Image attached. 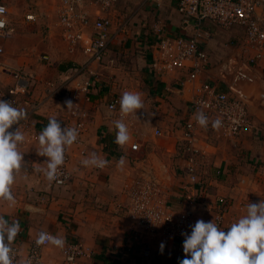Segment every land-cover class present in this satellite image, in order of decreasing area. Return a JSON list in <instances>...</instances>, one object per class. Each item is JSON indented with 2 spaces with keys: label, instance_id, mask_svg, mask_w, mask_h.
<instances>
[{
  "label": "crops",
  "instance_id": "0c3cea01",
  "mask_svg": "<svg viewBox=\"0 0 264 264\" xmlns=\"http://www.w3.org/2000/svg\"><path fill=\"white\" fill-rule=\"evenodd\" d=\"M153 1L158 6L162 3L172 7V10L174 8L171 12L174 17L166 31L170 35H181L182 22L175 8L176 0ZM4 2L13 32L2 42L4 53L0 56V89L16 91L19 108L26 109L28 118L10 129L20 126L25 134V142L19 146L24 162L12 185L15 204L9 206L8 202L0 199V215L9 222L13 219L20 221L21 231L13 244L18 245L21 258L26 256L38 234L45 231L63 237L66 242L75 240L82 244L85 254L72 264H179L183 258L177 252V243L162 235L139 234L121 206L129 201V190L134 182L143 175L153 173L160 183L162 198L170 202L176 212L183 210L181 195L187 186L186 161L176 144L182 139L184 123L191 119L186 110L194 89L192 84L185 82L189 69L173 72L153 69L151 64L155 49L152 35L147 31L139 40L132 38V45L128 48L118 46L116 43L132 22L127 14H120L116 8L115 19L120 21L127 17L129 22L109 46L105 59L116 50L126 54V58L135 53L138 57L137 60L131 57L137 61L133 71L126 67L123 73L119 72L123 67H112L113 59L99 65L89 63L80 48L73 53L68 52L61 38L57 3L54 13L60 43L52 29L34 33L37 39L27 35L29 28L35 26L34 22L39 26L47 19L40 22L36 12L31 10L24 18L15 16L10 19V5L20 0ZM118 2L117 6L123 8L124 2ZM27 15H32L34 20H26ZM92 16L94 19L95 13ZM12 21L15 28L21 29V34L14 35ZM237 34H216L213 29L211 37L204 42L210 66L201 74L200 82H210L222 90L233 84L232 72L242 63L239 47L243 31ZM24 38L30 39L31 43L24 44ZM142 42L143 46H138ZM42 44L44 50H40ZM42 51L47 53L42 59L50 58L51 65L55 67L52 82L46 83L47 73L36 59ZM131 59L128 60L133 63ZM223 64H228L226 72L221 67ZM126 65L129 66V63L126 62ZM248 71L253 80L242 81L238 85L249 96L254 132L231 138L224 136L220 130L199 126L197 133V147L201 154L196 162L198 174L205 183L204 197L210 204L219 197L226 200V223L245 215L249 202L258 203L264 199V62L251 66ZM104 72L113 73L115 78L113 74L103 77ZM100 76L103 82H100ZM87 80L92 83L86 92L83 85ZM24 87L23 93L21 89ZM124 91L140 92L145 110L137 111L138 119L127 117L131 140L121 148L114 142L113 121L117 118L107 105L113 99H119ZM67 101L73 104L70 110ZM74 110L76 115H73ZM78 112L83 116L80 117L85 129L81 143L69 148V182L57 187L49 184L41 171L47 167L45 162L48 158L38 154V135L50 117H57L64 128L74 124ZM155 130L163 135L155 136ZM132 143L138 144V150L131 149ZM93 152L108 160L109 164L104 168L83 166L81 161ZM122 156L125 157V164L118 167ZM197 216L205 222L213 221L214 210L203 208ZM161 243L165 245L163 252L159 247ZM144 245L150 248L149 257L143 255ZM62 252L63 248L49 244L42 252L43 264H66Z\"/></svg>",
  "mask_w": 264,
  "mask_h": 264
},
{
  "label": "built area",
  "instance_id": "2783aa9c",
  "mask_svg": "<svg viewBox=\"0 0 264 264\" xmlns=\"http://www.w3.org/2000/svg\"><path fill=\"white\" fill-rule=\"evenodd\" d=\"M117 2L118 0H58V23L68 52L73 53L80 48L89 63H103L109 46L125 30L127 23V20L119 21L114 17ZM175 8L181 17L184 35H170L161 21L153 24L152 44L155 57L153 56L151 67L161 72L189 69L185 82L194 86L186 109L191 119L184 123L182 139L176 144L178 152L186 161L187 186L183 188L181 195L183 210L176 212L173 205L162 198L160 183L153 173L143 175L145 177L134 182L129 190V201L121 208L136 232L172 239L177 243V252L184 258L185 237L181 233H191L190 226L200 220L197 216L199 210L207 207L213 209V222L225 232L234 223L225 222L227 202L224 198L219 197L210 204L204 197L205 183L198 174L196 162L201 153L197 147L199 125L195 114L202 110L209 118V127H212V121L219 118L222 122L219 130L226 137L234 138L254 132L255 124L248 105L249 96L238 83L251 82L253 78L248 76L249 68L264 62V0H176ZM91 12L95 13L94 19ZM8 14L4 0H0V22L3 24L0 27V56L4 53L2 42L10 38L13 32L9 26ZM26 20H34V17L27 15ZM234 26L243 30V37L239 47L242 63L232 72L233 84L222 90L210 82H200L201 74L210 66L209 54L204 47L205 40L211 37L214 28L230 30ZM221 67L226 72L228 64ZM91 83V80H87L83 90L87 92ZM21 92H25V87ZM15 93L14 90L5 92L0 89V99L13 102L14 106L19 107ZM118 101L119 99H113L107 105L117 119ZM78 114L74 124L68 126L77 128L79 132L73 145L81 143L85 129L81 119L83 116L79 112ZM73 115H76L75 110ZM124 122L128 125L127 118ZM154 135L163 134L155 130ZM69 148L66 149L65 163L60 168L58 180L49 182L45 177L49 184L57 187L68 184ZM131 149L138 150V144L132 143ZM48 245L37 246L33 243L26 256L21 258L18 245L12 244L14 264H26L29 260L31 264H43L42 252ZM142 250L143 255L149 257V246L144 245ZM62 254L64 262L72 264L85 252L81 243L68 240Z\"/></svg>",
  "mask_w": 264,
  "mask_h": 264
},
{
  "label": "clouds",
  "instance_id": "9594fccd",
  "mask_svg": "<svg viewBox=\"0 0 264 264\" xmlns=\"http://www.w3.org/2000/svg\"><path fill=\"white\" fill-rule=\"evenodd\" d=\"M3 24L0 22V27ZM119 118L113 121L115 143L123 148L131 140L128 125L124 122L127 117H137V111L144 109L145 102L140 92L124 91L119 98ZM68 110L73 104L67 101ZM28 118L26 109L14 106L13 102L0 99V199L15 204L12 185L16 174L21 170L23 153L19 146L25 142V134L20 126L11 130L13 125H20ZM196 123L207 128L209 118L201 110L195 114ZM222 122L219 118L212 121V128L219 130ZM79 132L75 127H64L57 117H50L47 125L38 135L40 148L38 154L47 157V167L42 169L49 182L57 181L60 168L65 163L66 149L78 139ZM81 164L85 167L104 168L109 161L102 159L95 152L84 158ZM125 157H120L118 167H123ZM191 227V233H181L184 238V258L179 264H264V199L258 203H248L246 214L228 227L221 230L213 221L197 220ZM21 231L20 221L13 219L9 222L0 215V264H14L12 244ZM6 241V242H5ZM37 246L51 244L64 248L66 240L41 231L36 240ZM163 252L165 245L160 244ZM26 264H31L27 261Z\"/></svg>",
  "mask_w": 264,
  "mask_h": 264
},
{
  "label": "rangeland",
  "instance_id": "374dc122",
  "mask_svg": "<svg viewBox=\"0 0 264 264\" xmlns=\"http://www.w3.org/2000/svg\"><path fill=\"white\" fill-rule=\"evenodd\" d=\"M40 1V3H39ZM58 0H54V1H46V0H20V2H13L12 5H10V11H11V18H14L15 16H20L22 18H24V15L26 13H30L29 11H34V13L36 12V14L38 15L37 19H41L44 21V19H47L46 23H39V26H37L36 22H34L35 26L33 28H29V32L27 35H31L33 37L36 38L38 31H41V33H44L45 30H50L52 29L54 31V33L57 34V37L59 38V28L57 26V20H56V16L54 13V6ZM119 1V0H118ZM124 3L122 4L123 8H120L119 6H117V4L115 5V8L117 9V11L120 12V14H127V17L129 16L132 22L126 29V32L124 34L121 35L118 43H116L118 46L120 47H124V48H128L129 46L132 45V38H137V40H139L138 38H143L145 36V32H149L152 35V32L150 31V27L152 26V24H155L158 21H161V23L164 25L165 29L169 28L170 23L169 21L172 22V19L174 17V14L171 13L172 11H174V8L172 10V7L170 6H165V4H162L160 6H158L157 2L155 3V1L153 0H122ZM147 2V3H146ZM148 2H150V4H148ZM164 2V0H163ZM38 3V4H36ZM119 3V2H118ZM127 4V6H126ZM156 4V5H155ZM127 17H123L124 20H127V22H129V18ZM166 18V19H165ZM171 18V19H170ZM48 22H51V26H48ZM182 22V20H181ZM175 23V21L173 22ZM12 27L15 29V34L19 33L21 34V29L15 28L13 25V21L11 22ZM18 30V31H17ZM216 30V34L219 33H224L226 36H231L234 33L237 34V32H242L243 30L239 27V26H234L232 27L229 31L227 30H222L219 28H215ZM172 32V31H171ZM40 33V32H39ZM25 34V33H23ZM148 34V35H150ZM181 35H183V33H181ZM37 39V38H36ZM136 40V39H135ZM135 40H133V45L135 44ZM40 40H38L39 43ZM60 38L58 39V43H60ZM240 41V40H239ZM141 42V41H139ZM30 39L27 40V38H24V44H30ZM138 46H143V42L141 44H138ZM45 47L42 44L40 47V50H44ZM109 49V48H108ZM108 51V50H107ZM120 51V49H119ZM47 53H44V51L40 52L37 56L36 59L42 67L43 70L45 71V73H47V77L46 79V83L51 81L52 76L54 74V69L55 67H53L51 65V59L50 58H45L42 59V57L44 55H46ZM131 57L135 58L137 60V54L135 53L134 55H132ZM130 58H126V54L123 53H118L117 50L115 52H110L107 56L105 61H103L105 64L107 63V60L113 59L114 61H112V67H118L119 69L121 67H123L121 73H123V71H126L125 68L129 67L130 69H134V67H136V62L135 60ZM133 63L130 62V60ZM126 62L129 63V66L126 65ZM138 66V65H137ZM137 70V69H135ZM42 73V74H45ZM134 73V72H133ZM112 75L113 73H102L103 77H106L107 75ZM120 77V74H118ZM113 78H115V75H112ZM100 82H103V78L100 76L99 77ZM52 82V81H51ZM108 82V81H107ZM45 83V84H46ZM104 84V83H102ZM112 96V95H111ZM109 97V96H108ZM110 98V97H109ZM144 161V159H142ZM205 192V191H204ZM238 220H230V222H237Z\"/></svg>",
  "mask_w": 264,
  "mask_h": 264
}]
</instances>
